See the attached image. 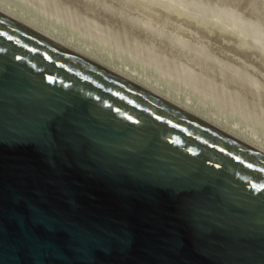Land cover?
Returning <instances> with one entry per match:
<instances>
[{"label":"water","instance_id":"water-1","mask_svg":"<svg viewBox=\"0 0 264 264\" xmlns=\"http://www.w3.org/2000/svg\"><path fill=\"white\" fill-rule=\"evenodd\" d=\"M0 264H264V152L0 12Z\"/></svg>","mask_w":264,"mask_h":264},{"label":"rangeland","instance_id":"rangeland-1","mask_svg":"<svg viewBox=\"0 0 264 264\" xmlns=\"http://www.w3.org/2000/svg\"><path fill=\"white\" fill-rule=\"evenodd\" d=\"M145 1L0 0V8L106 66L137 70L181 103L192 99L187 105L220 127L239 124L264 145V0Z\"/></svg>","mask_w":264,"mask_h":264},{"label":"bare ground","instance_id":"bare-ground-1","mask_svg":"<svg viewBox=\"0 0 264 264\" xmlns=\"http://www.w3.org/2000/svg\"><path fill=\"white\" fill-rule=\"evenodd\" d=\"M59 1V0H58ZM113 1V0H112ZM143 1V0H142ZM179 1V0H178ZM93 2V1H92ZM126 2V1H125ZM128 2V1H127ZM126 2V3H127ZM136 2V1H135ZM144 2H147V1H145L144 0ZM250 2V1H249ZM116 3V2H115ZM139 3V2H138ZM137 3V4H138ZM166 3V2H165ZM77 4V3H76ZM117 4V3H116ZM132 4V3H131ZM135 4V3H134ZM141 3H139V5H140ZM167 4V3H166ZM172 4H174V3H172ZM171 4V5H172ZM67 5V4H66ZM101 5V4H100ZM119 5V4H118ZM138 5V6H139ZM183 5V4H182ZM142 7V6H141ZM75 8V7H74ZM100 8V7H99ZM133 8H134V6H133ZM143 8V7H142ZM145 8V7H144ZM175 8V7H174ZM194 8V7H193ZM88 9H90V8H88ZM105 9V8H104ZM123 9V8H122ZM135 9V8H134ZM102 10V9H101ZM107 10V9H106ZM117 10V9H116ZM141 10H144V9H141ZM159 10V9H158ZM173 10V9H172ZM183 10V9H182ZM128 11H130V10H128ZM196 11V10H195ZM0 12H2L3 14H5V15H7V16H9V17H11V18H13V19H15V20H17V21H19V22H21V23H23V24H25V25H27V26H29V27H31L32 29H34V30H36V31H38L39 33H41L42 35H44V36H46V37H48V38H50V39H52V40H54V41H56V42H58V43H60V44H62V45H64L65 47H67V48H69V49H71L72 51H74V52H76L77 54H79V55H82V56H85V57H87V58H90V59H92V60H94V61H96V62H98L100 65H102V66H104V67H106V68H108L109 70H111V71H113L114 73H116L117 75H119V76H121V77H123V78H126L127 80H129V81H131V82H133V83H135V84H137V85H139V86H141L142 88H144V89H146V90H148V91H150V92H152V93H154V94H156V95H158L159 97H161V98H163V99H165V100H167L168 102H170V103H172V104H175L176 106H179V107H181V108H183L184 110H186V111H188V112H191L192 114H194L195 116H197V117H199V118H201L202 120H205V121H207V122H209V123H211L212 125H214V126H216L217 128H219V129H221V130H223V131H225V132H227V133H229V134H231L233 137H236V138H238L239 140H241V141H243V142H245V143H247V144H249V145H251V146H253L254 148H256L257 150H259V151H261V152H264V145H261V140L259 141V140H257L256 142H254V140H253V138H255V139H258V136L256 135V134H254V133H250V135H248L247 134V132L245 131V132H242V129H240V127H239V124H236L233 128H222V127H220V125H219V123L218 122H216V121H214L213 119H209V117L207 118V116L205 115V117L203 116V114L204 113H202V112H200L199 110H196L194 107L192 108L191 106L189 107L187 104H191L190 103V101L192 100H190V99H186V102H187V104H183V103H181V100H178L179 99V96L177 95V94H175V95H167L166 93H163L161 90H160V87H161V85H160V83L158 82V81H156V80H149V79H147V80H143V78L141 77V75H139L138 74V72H137V70H135V69H131L129 66H124V65H119L118 67H115V68H112V67H109V66H106V65H104V64H102V63H100L99 62V60H97V59H95L94 57H90V56H88L85 52H89V50H83V52L81 51V50H79V49H75L72 45H68L66 42H63V41H61V40H59L54 34H49V33H46V32H44V31H42L41 29H39L37 26H35V24H33V23H31V22H29L28 20H25V19H23V18H20L18 15H16V14H14L13 12H10V11H8V10H5V9H3V8H0ZM71 12V11H70ZM103 12V11H102ZM143 12V11H142ZM150 12V11H149ZM154 12V11H153ZM86 13V12H85ZM113 13V12H112ZM119 13V12H118ZM150 13H152V12H150ZM121 14V13H120ZM148 14V13H147ZM199 14V13H198ZM90 15V14H89ZM118 15V14H117ZM125 15V14H124ZM164 16V15H163ZM96 17V16H95ZM113 17V16H112ZM118 17V16H117ZM146 17V16H145ZM177 18V17H176ZM213 18V17H212ZM129 19V18H128ZM127 19V20H128ZM132 19V18H131ZM139 19V18H138ZM144 19V18H143ZM145 21V20H144ZM158 21V20H157ZM177 21H178V18H177ZM131 22V21H130ZM128 23V22H127ZM144 23V22H143ZM165 23V22H164ZM135 25V24H134ZM162 25V24H161ZM160 25V26H161ZM138 26V25H137ZM156 26V25H155ZM168 26H169V24H168ZM188 26V25H187ZM139 27V26H138ZM166 27V26H165ZM177 27V26H176ZM226 27V26H225ZM110 28V27H109ZM156 28V27H155ZM184 28V27H183ZM135 29V28H134ZM143 30H145V29H143ZM173 30V29H172ZM191 30V29H190ZM199 31V30H198ZM160 32H161V30H160ZM185 32V31H184ZM176 33V32H175ZM196 33V32H195ZM194 33V34H195ZM178 34H179V32H178ZM152 35V34H151ZM174 37V36H173ZM188 37V36H187ZM190 37V36H189ZM201 37V36H200ZM253 37V36H252ZM168 38V37H167ZM177 38H179V37H177ZM198 38H199V36H198ZM171 39V38H170ZM208 39V38H207ZM251 39V38H250ZM254 39V38H253ZM256 39V38H255ZM185 41V40H184ZM199 41V40H198ZM197 41V42H198ZM161 42V41H160ZM196 42V43H197ZM159 43V42H158ZM200 43V42H199ZM211 44V43H210ZM259 44V43H258ZM257 44V45H258ZM203 45H204V43H203ZM145 46V45H144ZM199 46V45H198ZM209 47V46H208ZM87 48H89V47H87ZM92 48V47H91ZM151 48V47H150ZM193 49V48H192ZM213 50V49H212ZM204 51V50H203ZM146 52V51H145ZM162 52V51H161ZM227 52V51H226ZM170 54V53H169ZM192 54V53H191ZM232 56H234V54L232 55ZM240 59V58H239ZM174 60V59H173ZM178 62V61H177ZM182 65V64H181ZM244 68V67H243ZM130 69V70H129ZM197 69V68H196ZM246 69V68H245ZM220 70V69H219ZM232 73V72H231ZM229 75V74H228ZM135 76H138L137 77V79L135 78ZM239 77V76H238ZM147 82L148 83H150L151 84V87H148L147 86ZM231 84V83H230ZM218 86V85H217ZM240 87V86H239ZM162 89V88H161ZM246 90V89H245ZM255 90H256V88H255ZM237 91V90H236ZM167 93H171V92H169V90L167 91ZM258 95V94H257ZM263 102V101H262ZM194 104V103H193ZM192 105V104H191ZM258 105V104H257ZM197 112V113H196ZM216 117V116H215ZM217 121H219L218 119H217ZM254 130V129H253ZM243 133H246L245 135H247V136H242V134ZM252 137V138H251ZM257 142H259V143H257Z\"/></svg>","mask_w":264,"mask_h":264}]
</instances>
